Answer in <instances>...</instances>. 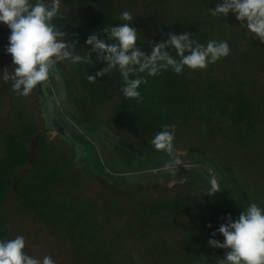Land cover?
<instances>
[{
    "label": "rangeland",
    "instance_id": "374dc122",
    "mask_svg": "<svg viewBox=\"0 0 264 264\" xmlns=\"http://www.w3.org/2000/svg\"><path fill=\"white\" fill-rule=\"evenodd\" d=\"M183 1L130 0L127 6V11L131 13L135 23L143 26L146 20H150L151 24L160 21L168 27L175 24L177 19L176 26H173L174 29L169 28L168 33L188 32L191 33V39L201 44L206 45L208 38H214L220 31L221 36L227 31L230 32L228 37L220 39L227 41L231 49L226 58H221L214 64L210 63L205 70H199L198 74L197 70L189 72L191 87L184 111L189 112L190 117L184 127H175L173 153L158 151L159 158L162 154H166L164 157L167 158L166 166L159 173L178 171L180 179H163L149 186L132 189L123 187L122 190L91 176L89 172L99 170V160L102 166L109 167L107 146L114 139L117 141V137V150L121 151L126 146L127 151H135L134 159L139 162L141 157L136 145L139 141L149 144L155 134L135 140L128 137L121 126L110 122V114L119 101L116 92L97 105L83 99L84 111L101 121L104 129L100 130L98 141V134L87 137L83 131V134L80 133L81 127H91L92 130L95 128L88 118H83V112L73 103L74 90L75 93H80L81 97L84 93L77 77L74 78V90L67 86L64 76L73 75V63L65 60L58 63L59 68L55 66L53 70L55 81L51 82L53 90L48 97L51 102L56 103L55 107L52 105V111L56 114L52 117H59L70 135L75 136L85 147L84 150L80 148L78 152L75 148L72 151L68 143L45 125L35 89L30 95L23 97L13 91L11 81H3V69L8 67L11 72L12 68L7 65L6 60H0V155L5 133L14 131L22 134L26 124H34V134H38L33 142L41 143L42 153L36 156V168L34 164V167L21 169L20 179L31 175L30 172L34 169L35 172L41 173L38 175L39 179L47 169L61 173L65 179L70 176L72 181L62 180L58 187L70 192V182L74 187L79 186V191L72 193L73 199L75 200V195L78 199L81 196L90 199L96 205L99 220V223L93 226L77 225L79 229H84L87 239L86 244L80 248L67 232L53 231L39 222L32 210L22 207L15 193L9 192L2 209L8 235L11 239L23 236L26 241L24 251L28 255L41 261L44 256H51L55 264H97L91 257L94 253L102 257L108 255L112 258V264H216V259L223 258L227 250L213 248L209 246L208 241L214 238L223 242L224 237L217 229L227 222L228 214L236 220L252 203L264 209V43L253 39V34L246 27H241L236 18L235 24L229 22L228 19L234 14L231 12L224 17L226 22L221 23L222 28L219 23L213 26L214 28L192 24L189 19L195 17L196 13H180L181 9H188ZM45 2L51 4V0ZM69 12L77 10L60 3L55 19ZM61 30L67 31L66 28ZM204 34L207 40H204ZM147 35L150 37L151 33ZM229 96H232L233 102L228 100ZM242 98L252 110L248 124L239 122L233 115L235 103ZM67 108L72 111L71 115L66 112ZM200 116L209 123L206 124L205 119L199 118ZM77 135H80V138ZM112 135L118 136L113 138ZM121 139L133 145H125ZM190 147H194V150ZM177 160L181 162L178 166ZM155 171L157 170H152L156 174L158 171ZM212 177L217 179L221 190L209 196L207 194ZM190 179L193 183L188 182ZM79 192L81 196L77 194ZM175 194H191L198 203L195 208L185 204L178 212L167 208L162 210L163 213L154 212L158 215H153L155 218L148 220L150 222L146 226L141 222L147 219L146 214L136 213L129 216L128 212L138 202V195L149 201L160 200L162 205H166L168 199ZM114 201H119L122 205L121 215L115 212L117 208ZM108 204L109 208L106 206ZM73 216L78 219L76 214ZM85 218L90 219V214L85 215ZM64 224L63 221L59 227ZM209 224L211 227H208ZM214 232L216 234L213 237ZM91 235H95L96 241L99 242L88 243ZM190 239L197 240L209 250L210 257L202 254L198 255L195 261H191L183 256Z\"/></svg>",
    "mask_w": 264,
    "mask_h": 264
},
{
    "label": "trees",
    "instance_id": "16d2710c",
    "mask_svg": "<svg viewBox=\"0 0 264 264\" xmlns=\"http://www.w3.org/2000/svg\"><path fill=\"white\" fill-rule=\"evenodd\" d=\"M128 1L130 0H60L62 5L66 7H74L77 12H69L64 16L55 19L54 23L61 29H67L66 32L69 35L66 39L69 42L78 40L76 50L81 55H84L86 51L91 48L90 45L86 44L89 35L96 33L97 35H100V38L107 39L106 34L101 32L103 28L118 26L122 23H130V26L137 29L138 38H141V41H137V47L146 54H149L151 47L154 44L168 39V30L169 28L174 29L173 26H176L177 19L175 24H171L168 27L160 21H155L153 22L154 24H151L152 22L150 20H146L143 26L135 23L133 20L122 21L120 15L122 12L127 11ZM218 1L220 3L222 0H184L183 3L188 9H181L180 13L187 11H191V13L193 11L196 13L195 17L189 19V22L192 24L215 27L216 24L219 23L221 26V23L226 22L225 18L223 16H212L209 11L217 6ZM215 2L216 5L214 6ZM234 15L235 14L228 19L229 22L233 24L236 23V17ZM202 21L203 23H201ZM149 24L151 25L150 28ZM222 27L223 26H221V28ZM145 28H148V30L146 31ZM147 33H151V36L149 37ZM173 34L179 35V31ZM229 34L230 32L227 31L221 36L222 34L220 31L218 35L214 36V38H208L207 40L205 34L203 38L207 41L215 39L220 41L221 37H228ZM203 44L205 45V43ZM167 50L170 51V54L174 58L177 60L180 59L174 49L169 48ZM92 61V64L73 63V75L70 77L64 76L67 86L73 90V84L75 83L74 78H78L84 96L81 97L80 93H75V90L73 91L70 89L74 94L73 103L83 112V118H88L93 124L92 127L95 128L92 130L91 127H87L86 129L84 128V130L83 127H81L80 133L83 131L86 133L87 137L98 134L96 137V141H98L100 130L102 131L104 129V125L101 121L94 119L89 112L86 113L84 111L83 99L84 101L86 99V101L89 100L90 103L97 105L103 103L104 100L109 98L114 92L118 94L119 101L110 114V122L121 126L130 138L137 140L142 137L156 134L159 131L164 130L166 125H174L176 128H182L186 125L190 114L189 112L184 111V107L186 106V102L189 101L187 99L191 87L189 72L193 70L185 67L182 74H176L171 68H169L167 70H162L156 76H148L147 73H140L139 77L146 78L147 83H142L138 89L141 93V98L138 102L136 99H126L123 96L122 88L124 87V81L118 69H113L107 75L98 77L94 83L89 82L87 79L89 74L95 75L97 71L107 66L106 62L96 60L95 53L92 54ZM56 67L59 68V64H57ZM198 71L199 70L196 71L197 74ZM52 78L54 79V76ZM130 78L137 77L133 75ZM66 92L68 93V90H66ZM48 100L51 116H54L56 114L52 111V105L54 104L53 106L55 107L56 103L51 102L49 98ZM228 100L233 102L232 96H229ZM235 104L233 110L235 119L239 122H245L248 124L252 117L251 107L243 98L239 99ZM228 105L229 104H227V106ZM66 112L69 115L72 114V111L68 108ZM199 118L205 119L201 116ZM56 119L62 124L59 117ZM205 123L208 124L209 122L205 119ZM35 131V125L28 123L25 125L22 134L13 131L5 133L3 136V151L0 155V241L11 239L8 235L6 219L2 209L9 192L13 191L17 196V200L19 199V204L22 205V207L24 206V208H28V210H32L34 216L39 222L44 223L53 231L67 232L68 236L74 239L75 245L81 248L86 244L85 240L87 239L84 229H79L77 225L90 224L93 226L95 223H99L96 205L91 202L90 199L83 198L80 195V192L77 194L80 195L81 198L78 199L75 195L74 200L73 195L75 194V191L78 190L79 186L74 187L75 185L71 182L68 184H71V187L68 188L70 192L58 187V185L63 182L62 180L72 181V179L70 176L65 179L64 176H61V173L54 172L53 169H47L44 172V176L40 177V179L38 178V175L40 176L41 173L35 172V169L30 172L31 175L22 177L21 179L19 177L22 168L25 169L29 166L34 167V164L36 168V156L42 153L41 143L33 142L34 139H37L36 135L38 134H34ZM116 136L118 135H112L113 138ZM77 137L80 138V135H77ZM73 139L79 144L78 146L81 149H85L83 143L77 141L75 136H73ZM82 141L84 142V140ZM117 141H119L118 137ZM117 141L114 139L107 146L109 151L108 160L110 161L109 167L102 166L101 161L99 160V170L91 171L92 173L89 172L91 176H96L110 186H113L115 189L122 190L123 187L124 189H132L139 186H149L163 179H180L181 175L178 171H175L174 173H159V171L166 166L165 163L167 158L165 159L164 157L166 154H162L160 156L161 158H159L158 151L155 150L150 143L148 144L139 141V144L136 145L138 146L137 152H139V157H141L139 162H136L134 159L135 151L132 152L129 149L127 151L126 146H124L125 148H122L121 151H118L116 148L118 145ZM65 142L68 143L67 141ZM123 142L125 145H133L127 144L125 141ZM88 144H90V142H88ZM68 146L74 151L72 145L68 143ZM190 149L194 150V147H190ZM152 170H157L158 172L155 171L157 172L155 174ZM188 182L193 183L191 179L188 180ZM72 193L74 194L72 195ZM137 197L138 202L128 213L129 216L136 213L146 214L147 219H143L144 217L141 216L143 219H141L143 226H146L148 222L151 221L154 217L153 215H158L154 214V212H162L164 208L174 209L175 212H178L185 206V204L188 206L193 205L195 208L198 203L197 199L192 197L191 194L185 196L175 194L168 199L169 201L166 205H162L160 200L149 201L141 195H138ZM114 205L117 208L115 210L117 215H121L123 208L120 202L114 201ZM106 206L108 208L110 207L109 204ZM74 214L77 215L78 219H74ZM88 214H90V219L85 218V215ZM158 220L161 221L160 218ZM63 221L65 224L62 227H59V224ZM91 236L92 237L89 239L88 243L93 244L94 242H99L96 241L95 235ZM80 250L85 252L83 249ZM202 254L208 258L210 257L209 250L201 246L197 240L190 239L188 249L182 255H185V257L191 259V261H195L196 257ZM91 257L97 264H112L110 263L112 258H109L108 255L102 257V255L94 253Z\"/></svg>",
    "mask_w": 264,
    "mask_h": 264
},
{
    "label": "clouds",
    "instance_id": "9594fccd",
    "mask_svg": "<svg viewBox=\"0 0 264 264\" xmlns=\"http://www.w3.org/2000/svg\"><path fill=\"white\" fill-rule=\"evenodd\" d=\"M60 9V0H0V23L10 29L6 52L12 57V71L3 69L4 82L11 81L13 91L26 97L34 89L48 81L55 66L65 60L74 64H92V54L96 60L106 62V67L95 75H88L89 82L94 83L113 69H118L123 77V96L136 99L138 91L146 78L140 73L156 76L169 68L176 74H182L185 67L190 70H205L210 63L226 58L230 52L227 41L209 40L206 45L191 39V33L168 34V39L154 44L149 54L137 47L138 32L130 23L105 27L101 30L107 39L93 33L88 36L86 44L90 50L84 55L77 52L78 40L69 42L67 32L54 23ZM212 16L227 17L234 13L241 27H246L253 34V39L264 43V0H222L214 9ZM122 21H132L128 11L120 15ZM175 50L179 60L167 49ZM135 75L137 78H130ZM175 126H165L155 134L150 144L157 151L172 154L174 151ZM179 160L176 165H180ZM221 190L215 177L210 180L209 196ZM208 227H211L209 224ZM217 231L224 237L223 242L210 238L209 246L227 250L223 258H217L216 264H264V209L256 203L242 211L238 219L233 220L228 214L227 222L221 224ZM215 232L212 236H215ZM26 241L23 236L0 241V264H55L51 256L39 258L28 255L24 249Z\"/></svg>",
    "mask_w": 264,
    "mask_h": 264
},
{
    "label": "water",
    "instance_id": "95a60500",
    "mask_svg": "<svg viewBox=\"0 0 264 264\" xmlns=\"http://www.w3.org/2000/svg\"><path fill=\"white\" fill-rule=\"evenodd\" d=\"M35 93L38 95L40 100L39 102L41 105L42 117L44 118L45 125L54 130L61 139L72 145L77 150V152L80 151V147L78 146L79 144L73 139L66 128L61 123H59L57 119L51 116L48 95L43 88V85L38 86L35 89Z\"/></svg>",
    "mask_w": 264,
    "mask_h": 264
},
{
    "label": "flooded vegetation",
    "instance_id": "af4514ba",
    "mask_svg": "<svg viewBox=\"0 0 264 264\" xmlns=\"http://www.w3.org/2000/svg\"><path fill=\"white\" fill-rule=\"evenodd\" d=\"M31 2L34 4L36 2V0H31ZM9 35H10V29L5 24L0 23V60H6L7 65L12 68L13 67L12 57L10 54H8L6 52V47L9 43V41H8ZM53 76L54 75L51 74L49 80L44 82L43 84H41V85H43V88L45 89L48 96H50L51 90H53V87L51 85V82L55 81L52 78Z\"/></svg>",
    "mask_w": 264,
    "mask_h": 264
}]
</instances>
